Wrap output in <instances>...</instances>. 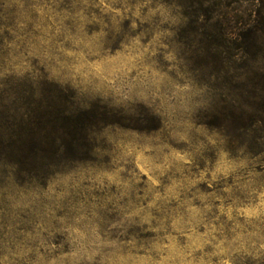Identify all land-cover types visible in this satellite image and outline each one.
Listing matches in <instances>:
<instances>
[{
  "label": "rangeland",
  "instance_id": "1",
  "mask_svg": "<svg viewBox=\"0 0 264 264\" xmlns=\"http://www.w3.org/2000/svg\"><path fill=\"white\" fill-rule=\"evenodd\" d=\"M0 16V90L45 75L157 120L104 129L93 161L45 181L0 154V264H264V154L244 142L264 139V95L193 70L177 9L0 0Z\"/></svg>",
  "mask_w": 264,
  "mask_h": 264
},
{
  "label": "trees",
  "instance_id": "2",
  "mask_svg": "<svg viewBox=\"0 0 264 264\" xmlns=\"http://www.w3.org/2000/svg\"><path fill=\"white\" fill-rule=\"evenodd\" d=\"M152 1L179 11L186 25L180 39L193 70L216 77L244 72L232 78L264 95V0ZM34 80L0 90V154L21 179L45 181L72 164L93 161L97 137L108 127L157 128L149 115L135 117L100 101L86 103L73 88L53 84L45 75ZM256 99L264 111V98ZM244 142L253 156L264 154V139Z\"/></svg>",
  "mask_w": 264,
  "mask_h": 264
}]
</instances>
